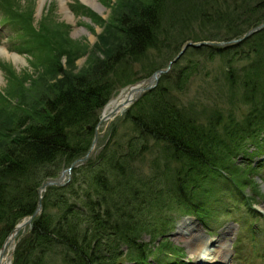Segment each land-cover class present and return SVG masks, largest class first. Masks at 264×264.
<instances>
[{
    "label": "trees",
    "instance_id": "trees-1",
    "mask_svg": "<svg viewBox=\"0 0 264 264\" xmlns=\"http://www.w3.org/2000/svg\"><path fill=\"white\" fill-rule=\"evenodd\" d=\"M205 2L191 10L184 0H144L117 17L119 32L102 58L42 91L31 112L6 115L8 125L0 138L6 137L0 148V247L18 221L35 210L39 186L87 153L101 108L120 85L134 81L133 63L139 62L142 75L148 76L166 66L184 40L234 38L264 20V0H245L244 8L239 0ZM164 20L177 24L180 41L168 32L162 36ZM194 20L201 30L182 35ZM206 24L225 31L207 32ZM194 52L225 61L226 69L216 77L219 90L231 102L224 87L228 93L229 87L241 86V100L250 105L245 117L239 121L229 114L222 121L218 108L199 118L198 106L187 105L177 93L187 88L198 64L189 58L192 64L181 66L182 55L171 72L162 73L156 86L125 111L129 129L122 142L116 140L117 124L112 122L108 133L114 143L98 144L101 150L73 167L66 184L49 185L43 211L19 239L13 264H186L170 256L179 253L166 235L174 210L206 220L210 214L198 186L209 179L225 180V192L239 196L235 159L248 154L250 144L262 150L264 29L226 47H187L184 56ZM238 59L246 62L235 65ZM154 146L158 155L147 159L151 165L144 170L141 162ZM224 171L231 177H224Z\"/></svg>",
    "mask_w": 264,
    "mask_h": 264
},
{
    "label": "rangeland",
    "instance_id": "rangeland-1",
    "mask_svg": "<svg viewBox=\"0 0 264 264\" xmlns=\"http://www.w3.org/2000/svg\"><path fill=\"white\" fill-rule=\"evenodd\" d=\"M143 1L93 0L98 4L93 7L87 0H0V138L3 136V127L8 125L6 115L13 111L23 114L24 109L31 112L33 105L40 104L42 91H49L55 84L65 83L69 77L86 71L91 62L102 58L111 42L115 40L116 32H119L117 17ZM184 1L190 3L188 8L192 10V5L199 8V5L207 0ZM239 2L240 8H244L245 0ZM163 23L162 36L168 32L170 37L173 34L176 36L174 38L178 37L180 41L177 24L168 20ZM199 26L198 21L194 20L190 24L191 28L182 35L188 31L201 30ZM203 28L207 32L218 30L215 25L211 27L206 24ZM218 31L223 33L225 30ZM230 39L232 38L225 40ZM188 41L195 42L187 39L183 44ZM107 43L109 45L105 47ZM184 55L185 53L180 61L181 66L186 63L191 65L189 58L198 64L193 66L195 69L186 83L187 88L182 92L178 90L177 93L187 105L198 106L199 118H205L208 112L218 108L224 114L222 121H225L229 114L239 121L245 117L250 105L241 100V86L237 89L229 87V94L224 87V93L230 95L231 102H226L227 96L219 90L216 77L226 69L225 61L218 55L214 58L195 52ZM243 62H246V59H238L235 65ZM132 66L135 68L134 83L150 76L142 75L139 62L133 63ZM176 72L177 70H174L173 75H176ZM127 87L120 85L112 97ZM125 111L100 124L95 152H99L105 143H114L115 138L119 142L125 139V131L129 129L128 122L123 119ZM112 122L117 124L115 138H109L108 133ZM99 139H102V143H98ZM5 140L6 137L0 139V148ZM98 144L102 145L98 148ZM259 145L262 150L250 144L247 147L249 153L241 152L235 159L239 168L238 176L233 177L235 180L240 178L238 181L242 189L239 196L234 193L232 187L229 190L235 196L231 198L230 193L225 192V180L209 179L198 186L203 188L202 201L210 214L206 220L195 213L187 214L184 210H174L169 222L172 225L166 235L179 253L170 256L177 255L186 264H264V137ZM153 148L145 154L144 161L141 162L144 170L149 169L151 165L147 159L152 160L158 155L159 149L155 146ZM222 175L231 177L230 173L225 171ZM188 223L193 224L195 229L189 233L182 232ZM26 232L28 230L22 228L13 243L8 245L10 253L14 252L19 243L18 239ZM194 236L197 237L193 240ZM200 237H213L216 247L217 244L220 245L218 247L222 256L213 251L212 255L204 256L203 259L197 258L199 248L202 247ZM151 264L157 262L152 260Z\"/></svg>",
    "mask_w": 264,
    "mask_h": 264
},
{
    "label": "water",
    "instance_id": "water-1",
    "mask_svg": "<svg viewBox=\"0 0 264 264\" xmlns=\"http://www.w3.org/2000/svg\"><path fill=\"white\" fill-rule=\"evenodd\" d=\"M262 28H264V20L257 23V25L252 26L251 28L247 29L245 33H243L242 35L230 39V40H225V41H221V40H215V41H210V40H204V41H200V42H192V41H188L186 42L183 47L181 48V50L179 51V53L172 58L171 61H169V65L167 67H162L159 68L157 70H155L154 72H152V75L147 79V83L144 85H141L139 88H137V92L136 94L133 96V98L131 99V102H134L135 100H137L143 92L152 89V87L155 86L156 82L158 81V79L160 78L161 74L163 72H166L170 69L171 65L173 64L174 61H176L184 52V50L188 47V46H202L204 44L207 45H212V46H224L226 47V45H233L236 44L238 42H241L243 40H245L248 36L256 33L258 30H261ZM131 86H134V84H131ZM101 120V119H100ZM99 125V124H98ZM99 130H97V128H95V136L94 139L92 140L93 143L90 147V149L87 151L88 153L84 156H80V158L75 159L70 167L64 169L60 174L59 177H49V179L45 180L42 185L39 188L38 191V202L35 206V210L29 214V216H27L26 218L23 219V221L19 222L11 231V234L8 235V237L5 240L4 245L1 247L0 249V254H2L3 250L8 246L10 237L12 236V234H15L16 232L19 231V229L21 227H25L28 226L31 221L33 220L32 218H34L35 216L39 215V213L42 211V194L43 192L49 187V185H60L66 182V180L68 179L67 175L70 174L71 169L73 166H75L77 163H79L80 161L86 160L89 158V156L91 155V151L96 143V139L98 136Z\"/></svg>",
    "mask_w": 264,
    "mask_h": 264
},
{
    "label": "bare ground",
    "instance_id": "bare-ground-1",
    "mask_svg": "<svg viewBox=\"0 0 264 264\" xmlns=\"http://www.w3.org/2000/svg\"><path fill=\"white\" fill-rule=\"evenodd\" d=\"M87 2L92 4L93 7L98 6V4L94 3L93 0H87ZM139 87H140L139 84L131 86V87H127L126 89H123L119 94L113 96L103 108V112L101 115L102 122L106 120H111L110 118L111 116H113V114L117 115L125 111L127 107L130 105L131 99L136 94L137 88ZM194 227L195 226L193 224L188 223L187 226L182 229V232L189 233ZM15 237H16V234H12L9 240V244L13 243V240L15 239ZM195 237L197 236H194L193 240L195 239ZM200 239H201L200 245H202V247L199 248L197 258L203 259L204 256L212 255L213 251H217V253L220 254V256H222V252H220V248H219L220 245L217 244V247H216L215 240L213 239V237L212 238L207 237L203 239L202 237H200ZM196 243L199 244V242H196ZM10 258H11V253L9 251V247L7 246V248L3 250L2 254H0V264H11Z\"/></svg>",
    "mask_w": 264,
    "mask_h": 264
}]
</instances>
